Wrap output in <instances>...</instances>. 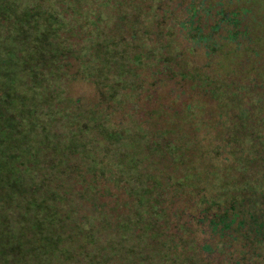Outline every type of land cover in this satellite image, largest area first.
Returning <instances> with one entry per match:
<instances>
[{
	"label": "rangeland",
	"instance_id": "374dc122",
	"mask_svg": "<svg viewBox=\"0 0 264 264\" xmlns=\"http://www.w3.org/2000/svg\"><path fill=\"white\" fill-rule=\"evenodd\" d=\"M211 1L202 3L210 9L213 8ZM189 2L0 0V104H5V95L20 100L24 94L26 104L35 107L20 102L11 107L5 105L2 113L15 119L23 117L21 121L25 123L34 122L36 138L32 139L30 146L37 148L43 153L39 156L46 159L40 167L60 172L62 167L68 169L89 162L91 169L85 168L82 176L78 172L71 173L74 183L68 187L78 191L86 186L87 190L80 197L73 194L66 206L75 209L87 224H97L93 244L97 245L98 240L107 246L112 244L110 252L116 247L110 241L122 233L121 227L123 232L127 228L120 223L115 234V228L109 227L108 222L99 223L105 218L102 213L94 211L93 204L97 199L100 209L110 207L118 209L121 215L133 214L141 218L146 213L152 224L142 225L141 232L149 233V248L155 246V249L159 244L162 246L164 231H169L168 227H171L170 232H182L178 230V223L186 224L185 221L189 220L183 215L168 217L165 214L166 207L176 212L184 203L182 198L169 205L172 198L168 191L173 194L185 191L184 198L194 197L198 201L204 195L210 200L208 210L220 205L224 198H232L242 205L248 203L241 190L226 189L221 185L224 176H230V172L223 165L221 171L215 172L213 163L219 164L221 159L214 160L211 156L213 150L198 156V145L214 147L215 142L208 131L211 127L205 124L213 118L214 109L222 108L217 112L226 116L223 125H227L228 114L238 107L232 99L241 97L231 89L230 93L215 99L214 93L220 94L214 92L215 86H224L226 81L234 78L233 75L244 77L252 72L253 66L264 64V0L224 3L228 12L236 10V16L242 20L248 35L243 40L238 38L242 52L235 53L232 45L225 43V56L218 53L220 51H209L208 54L213 56L211 62L206 50L212 49L211 44L223 45L219 33L210 34L216 43L210 41L207 44L210 49H207L204 42L199 41V31L196 30L211 32L215 15L210 12L205 16L198 12L192 17V23L184 24L190 18ZM186 30L191 34H186ZM220 32L224 35L226 30ZM253 48L255 54L251 52ZM13 64L19 70L13 69ZM173 70L178 71L174 77L164 75ZM185 74L189 81L182 77ZM4 77L13 78L15 82L10 83ZM2 81L7 84V90L10 88L8 91H2ZM258 84L259 89L264 90L263 76H259ZM235 88L238 90L240 84L236 83ZM186 104L193 108L185 110ZM257 112L255 110L252 114V129L258 133L259 147L264 152V115ZM26 114L33 119L29 120ZM124 134V140L118 139ZM46 135L48 141L43 140ZM102 137L105 141L101 140ZM11 143L20 145L16 137L11 138ZM156 144L162 154L165 151L164 156H171L172 163L175 161L171 170L161 163L159 152L154 148ZM186 146L194 147L189 158L183 154ZM48 153L51 154L47 156ZM72 154L74 156L70 158ZM66 161L69 164L65 165ZM182 161H189L196 173L186 171L183 174ZM201 161L207 164L206 167L201 168ZM94 169H99V174L104 177L97 179L93 175ZM239 172L241 179L244 172ZM124 176L130 178L124 181ZM204 178L208 181L201 182ZM93 184H97L99 190L90 189ZM263 186L264 175L253 189ZM220 193L223 194L221 198ZM35 194H29V199ZM140 208L145 209V213H141ZM68 224L67 220L53 223L50 230L57 226L68 228ZM44 233L33 237L38 240ZM57 235L58 240L67 243L72 240L71 233ZM89 238L94 240L93 236ZM127 240L132 250L134 240L129 237ZM169 242L166 239V247ZM191 248L193 252L194 246ZM150 251L154 253L156 250ZM124 254L121 251L118 256ZM185 254L183 246L174 243L166 252L165 257L169 260L166 264H176L179 261L173 260L174 255L181 260ZM101 256L97 259L103 264H123L109 259L103 261ZM68 257L65 255L64 259L68 260ZM143 260L145 264L152 261L149 255Z\"/></svg>",
	"mask_w": 264,
	"mask_h": 264
},
{
	"label": "trees",
	"instance_id": "16d2710c",
	"mask_svg": "<svg viewBox=\"0 0 264 264\" xmlns=\"http://www.w3.org/2000/svg\"><path fill=\"white\" fill-rule=\"evenodd\" d=\"M230 1L212 0L210 5L213 8L210 10L208 5L204 4L205 0H197V2L190 0L187 7L190 18L184 24L192 23V17L198 12L205 16L210 12L215 15L211 32L196 30L199 31V41H203V45L207 49H210V46H207L210 41L216 43L210 34L219 33L223 45L211 44L212 49H205L209 62L213 61V56L208 54L209 51L211 53L220 51L218 53L225 56L227 53L225 43L231 44L235 53L243 51L238 38L243 40L248 33L245 26L242 25V20L236 16V10L228 12L223 7L224 3L229 4ZM221 30H226V33L220 34ZM189 32L186 30V34H191ZM253 51L255 54L254 48L251 49V52ZM262 55L264 56V54ZM12 68L19 70L15 64L12 65ZM176 73L178 71L173 70L164 73V75L171 78ZM262 73L264 74V64L255 65L252 72L244 75V77L233 75L234 78L226 81L227 86L226 83L223 84L224 86L219 84L215 86L214 92L220 93H214L215 99L223 96L224 93H230L231 89H235L242 98L232 99L238 107L232 112L233 114H228L229 123L227 125H223L226 116L217 112L222 108L214 109L213 118L208 120V123L214 124V126L205 124L207 127H211L208 131L212 142H215L214 147L210 149L209 145L208 147L198 145V156H203L205 153L209 154L213 150L211 156L214 160L221 159V163H213V166L216 167L215 172L221 171L222 165L225 166L228 173L230 172V176H224L221 185H225L226 189L241 190L248 203L242 205L241 202L240 204L232 198H224L220 199V203H222L212 211L208 210L210 200L204 195L198 201L194 197L184 198L185 191H182L181 194H173V191H168L169 197L172 198L169 205L184 199L185 204L181 203L180 205H185V207H177L176 212L171 211V207H166L165 214L167 213L168 217L183 215L189 220L185 221L186 224L178 223V230L182 232H170L171 227H168L169 231H164L162 246L159 244L157 249L155 246L149 248L151 244L148 240L149 233L141 232L143 230L142 225L152 222L147 217L145 209L140 208L139 210L141 213H145L143 218L133 216V214L121 215L118 209H111L110 207L100 209L97 207L99 199L95 200L97 203L93 201L94 211L102 213L105 218V221L101 218L99 223L108 222L109 227L115 228V234L118 233L116 228L120 223L121 226L127 228V231L123 232V227H121L122 233H118L119 236L115 235L116 238L110 241L116 245L113 252L109 251V246L112 244L107 246V243L102 244V241L99 242V240L97 245L93 244L97 237V232L94 231V229H98L97 224H87L86 220H82L83 216H80L75 209L71 210L66 206L68 199L73 194H78L80 197L87 190L86 186L78 191L70 190L68 187L74 183L71 173L78 172L79 176H82L85 168L88 171L91 169L89 162L80 163L78 167L68 169L62 167L60 172L55 171L54 168L40 167L39 165H44L46 159L39 156L43 153L37 148L30 146L32 139L36 138L37 132L34 122L25 123L21 121L23 117L18 116L15 119L2 113L5 105L11 107L15 103L21 102L24 106H32L26 104L27 98L24 94H21L20 100L5 95V104H0V264H103L100 259H97L100 254H102L103 261L109 259L110 261H120L123 264L125 262L127 264H145L143 259L149 255L150 260H152L151 264H166L169 262L165 257L166 252L171 249L172 245L174 246V243L175 246H183L186 251L181 260L174 255L173 260L179 261L176 264H264V186L257 190L253 189L259 180H263L264 152L259 147L258 133L252 129L254 111L257 110L258 115H264V90L259 89L258 84L259 76L264 77ZM182 77L189 81L186 74ZM4 79L10 83L15 82L13 78L4 77ZM236 83L240 84L238 90L235 88ZM2 85L3 92L4 89L6 91L10 89L7 90V84L4 81H2ZM9 95L13 94L9 93ZM231 105L233 106L232 103ZM32 108L35 109V107ZM190 108H193L192 105H185V110H190ZM28 118L29 120L33 119L30 116ZM202 121L206 120L202 119ZM21 125L25 127H21ZM262 133L264 135V130ZM125 136V134L120 135L118 139L122 141ZM12 137H16L20 145L12 144ZM43 140L48 141V135ZM101 140L105 141V138L102 137ZM161 147L163 150V146ZM154 148L159 152L161 163L165 164L168 170H171L170 168L176 164L175 161L172 163L169 158L171 156L168 157L166 154L164 156L165 151L163 150L162 154L158 144ZM193 149L192 146H186L183 148V154L188 155ZM50 154L48 153L47 156ZM73 156L74 154L70 158ZM187 157L189 158V155ZM201 162L205 163L204 161ZM203 163H201V168L207 165L206 163L203 165ZM64 164L69 163L66 161ZM182 168L183 174L186 171L196 173L189 161H182ZM239 170L244 172L241 179ZM92 171L97 179L102 176L99 174V169ZM128 178L130 176H124L122 179L127 181ZM205 181L207 182L208 179L204 178L201 182ZM89 188L99 190L97 184L90 185ZM219 190L221 191V188ZM37 191L38 193L35 194ZM188 191L192 193L191 190ZM29 194L35 195L29 199ZM219 197H223V194L220 193ZM122 212L126 211L123 210ZM158 212L162 213L163 209L161 211L158 209ZM65 220L69 223V229L64 226H57L53 231L50 230V224L63 223ZM41 232H45L44 236L38 240L34 239L33 236ZM58 233L60 235L71 233L72 240L68 243L65 240H58ZM86 234L88 235L86 236ZM88 236H93L94 240L89 238V242ZM127 237L134 240L132 250L128 247ZM166 239L170 241L168 247L165 246ZM91 244L93 247L90 246ZM191 246H194L193 252H191ZM150 250L156 251L151 253ZM121 251L125 252L124 256H118ZM65 255L69 256L68 260L64 259ZM155 255H158V258Z\"/></svg>",
	"mask_w": 264,
	"mask_h": 264
}]
</instances>
